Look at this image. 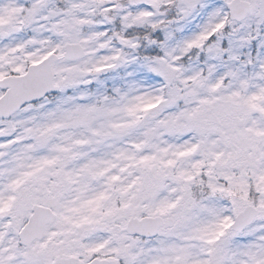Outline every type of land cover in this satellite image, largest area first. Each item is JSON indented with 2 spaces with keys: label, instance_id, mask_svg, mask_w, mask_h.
Returning <instances> with one entry per match:
<instances>
[{
  "label": "snow or ice",
  "instance_id": "1",
  "mask_svg": "<svg viewBox=\"0 0 264 264\" xmlns=\"http://www.w3.org/2000/svg\"><path fill=\"white\" fill-rule=\"evenodd\" d=\"M0 264H264V0H0Z\"/></svg>",
  "mask_w": 264,
  "mask_h": 264
}]
</instances>
